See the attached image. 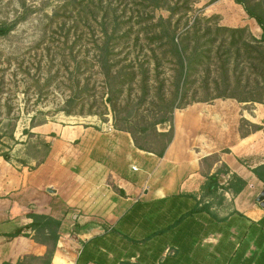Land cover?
I'll return each instance as SVG.
<instances>
[{
  "label": "crops",
  "instance_id": "obj_1",
  "mask_svg": "<svg viewBox=\"0 0 264 264\" xmlns=\"http://www.w3.org/2000/svg\"><path fill=\"white\" fill-rule=\"evenodd\" d=\"M238 9L233 12L241 24H231L237 18L229 14L225 27L247 26V14ZM248 106L215 99L176 109L174 139L163 158L137 149L129 133L100 119L78 121L68 129L57 123L30 129V140L51 146L39 165L35 158L25 165L17 161L28 135H14L11 161L0 156V264L46 256L49 247L33 240L36 233L27 228L33 222L30 214L61 222L51 264H146L152 251L137 244L178 218L181 207L191 203L189 196L200 199L206 176L223 166L221 185L227 187L236 176L246 187L238 195L220 190L225 200L212 211L232 227L212 229L202 243L207 247L201 244L197 254L207 253L214 263L264 264V209L257 202L264 183L253 173L264 166V131L246 137L239 131L242 119L264 128V105ZM213 155L219 156L218 163H202ZM24 227L29 238H10ZM172 233L175 238L186 235ZM175 244L180 247L184 240ZM32 262L44 264L29 259L24 264Z\"/></svg>",
  "mask_w": 264,
  "mask_h": 264
},
{
  "label": "trees",
  "instance_id": "obj_2",
  "mask_svg": "<svg viewBox=\"0 0 264 264\" xmlns=\"http://www.w3.org/2000/svg\"><path fill=\"white\" fill-rule=\"evenodd\" d=\"M120 1L121 3L127 2L133 7L127 20L124 19L128 13L123 12L119 15L112 0H66L57 8L50 20L51 25L65 20H69L71 23L69 32L66 34L69 33L70 38V34L73 32L75 40L70 47L69 64L76 63L77 59L81 57L82 52L80 50L76 52L75 49L82 44L87 35L84 29L88 28L92 37H96L91 24H98L100 21L98 38L92 40L94 50L98 55L97 63L92 68H98L99 73L104 77L107 88L106 102L115 115V129L129 133L137 149L153 153L159 158L164 157L175 135L174 111L192 104H181V102L187 97L188 90L186 88L195 84L194 77L198 67L205 69L207 83L212 74L211 68L215 65L218 66L215 70L217 78L212 80V83L216 88H225V90L215 98L204 101L193 100V103L209 102L215 99H233L239 103L264 104V0H235V3L242 6L249 18L254 19L258 24L261 30L259 37H255L248 27L232 28L220 26L217 23L212 24L220 19V15H213L209 18L196 16L193 21L188 20V15L193 11L190 6L191 0H176L174 3L171 0ZM218 1L220 0H211L209 5ZM158 10L167 11L169 17L157 18ZM13 28V25L1 26L0 36L9 35ZM165 62L174 65L171 71L176 92L170 104L167 105L166 100L162 98L157 116H154V120L150 122L146 118H141L138 121L126 118L123 120L126 126L118 124L116 116L118 96L124 93L125 88H132L139 84L142 88L140 101L141 104H144L150 97L149 88L153 82L160 85L161 88L164 87L165 80H161L160 75ZM82 63H85L84 58L78 62V67L75 68L77 77L82 75L80 70L83 67ZM251 78L254 80L252 81ZM240 88L245 89L239 91ZM248 88H260V96L254 97L247 91ZM103 109V113L91 112L90 115L99 116L102 120L108 107L104 106ZM71 113V110L65 111L67 116L72 115ZM44 124L46 123L35 124L32 120L31 129ZM165 124L169 125V129L158 132L157 127ZM244 127H249L250 130L242 133ZM259 130L264 131V128L245 119L241 120L239 131L242 137ZM148 132H152L155 143H161L158 148L149 146L152 140L148 138ZM24 134L32 137L30 130H25ZM3 139V134H0V145ZM11 140L16 141L14 134L11 135ZM43 145L47 152L38 165L45 160L51 149L49 144L43 143ZM11 150L12 148L9 147L7 152L0 153V156L7 162L12 159ZM219 161V156L213 155L204 158L202 163L212 167ZM224 168L225 166L215 174L206 176L200 199L189 196L191 203L181 207L178 218L155 231L146 240L162 236L169 231L172 233L178 230L181 233L187 230L185 233L196 231L202 244L209 237L212 229L231 228L232 226L226 225L227 218H219L213 213V203L210 200L220 198V201L223 202L225 197L219 194L220 190L238 195L245 189L246 183L234 176V181L227 187L221 185V175L226 172ZM253 173L264 183V166L255 168ZM30 218L33 222L27 228L35 231L36 235L33 240L46 245L49 250L43 259L25 257L18 264H24V261L28 259L30 261L41 260L44 264H51L60 238L61 222L37 214H30ZM262 228L264 229V220ZM24 229L25 227L21 228L20 232L11 234L10 238L21 235L29 238L30 235L23 234ZM179 239L182 237L175 238L177 241ZM132 241L136 243L138 240L132 238ZM199 255L202 258L197 259L196 263L199 262L198 264L203 263L208 257L207 253H199ZM200 259L202 261H199ZM210 264L224 263L210 262Z\"/></svg>",
  "mask_w": 264,
  "mask_h": 264
},
{
  "label": "rangeland",
  "instance_id": "obj_3",
  "mask_svg": "<svg viewBox=\"0 0 264 264\" xmlns=\"http://www.w3.org/2000/svg\"><path fill=\"white\" fill-rule=\"evenodd\" d=\"M65 1L0 0V27L3 25H13L14 27L9 35L0 36V134L4 136L0 145V153L7 152L11 145L17 143L11 140L12 134L24 139V131L31 129L32 120L35 124L57 123L68 129L69 126H73L78 121L101 120L99 116L90 114L91 112L103 113V107L106 106L108 111L101 121L103 123L112 122L115 125V115L106 102L107 88L104 77L99 73L98 68H92L98 60L92 40L98 38L100 21L98 24H91L96 37H92L88 28L84 29L87 35L82 44L75 49L76 52L79 50L82 52L81 57L77 59L76 63L69 64L70 47L75 40L73 32H71L70 38L69 33L66 34L69 32L71 23L69 20H65L51 25L50 20L57 8ZM112 1L119 15L123 12L128 13L124 19L127 20L133 9L131 4L121 3L120 0ZM171 1L174 3L176 0ZM210 1L191 0L190 6L193 11L188 15V20L193 21L196 16L209 18L220 14V19L217 22H212V24L217 23L224 26L223 21L225 22L231 17L229 14H235L237 20L231 24L234 26L241 24L238 13L233 11L235 9L241 12L242 9L238 8L242 6H238L235 0H222L223 2L220 0L209 5ZM161 16L168 18L169 13L165 10H158L156 17ZM243 16L247 22L246 27L255 37H259L261 30L256 21L249 18L248 15ZM78 33L80 34V31ZM83 58L85 63H82L83 67L80 69L82 75L77 77L75 68L78 67V62H81ZM217 67L215 65L211 68L212 74L207 83L205 69L198 67L194 77L195 84L186 88L188 90L187 97L181 104L193 103V100L212 99L225 90V88H216L212 83V80L217 78L215 71ZM173 68L174 65L164 63L160 79L165 80V85L161 88L160 85L153 82L149 88L150 97L144 104H141L140 101L142 88L139 84L124 89V93L118 96L116 100L118 124L126 126L123 121L126 118H131L132 121L146 118L150 122L154 120V116H157L162 98L166 100L167 105L170 104L176 92L172 78L173 72L171 71ZM251 80L253 81L254 78ZM244 89L240 88L239 91ZM259 89L248 88L247 91L254 97H259ZM177 103L179 102L177 101ZM256 104L259 107L264 105ZM251 106H248V109ZM69 110H71L72 115L67 116L65 111ZM168 129L169 125L167 124L157 127L158 132H164ZM249 130V127H244L242 133ZM30 138L28 136L27 145L20 147L17 152L21 156L17 161L23 165L33 158L42 160L47 152L42 142L36 139L30 140ZM148 138L152 140L150 147L158 148L161 145V143L153 141L152 132H148ZM220 200V198H214L211 202L216 206ZM223 206L224 204H222ZM217 209L221 210L219 206ZM221 212L225 213L222 210ZM168 233L170 231L161 237H155L150 242L148 240L136 242L141 249L150 248L152 251L146 264H198L196 263V256L201 245L200 236L193 232L185 233L186 235L182 238L184 244L179 247L175 244L176 240L173 233ZM202 247L207 246L202 244ZM166 248L168 250L165 253L163 249ZM214 255L219 256V254ZM210 260L211 257H206L200 264H210ZM32 264H37V262H32Z\"/></svg>",
  "mask_w": 264,
  "mask_h": 264
},
{
  "label": "water",
  "instance_id": "obj_4",
  "mask_svg": "<svg viewBox=\"0 0 264 264\" xmlns=\"http://www.w3.org/2000/svg\"><path fill=\"white\" fill-rule=\"evenodd\" d=\"M257 202L260 204V206L264 209V190L261 192V194L257 198Z\"/></svg>",
  "mask_w": 264,
  "mask_h": 264
},
{
  "label": "built area",
  "instance_id": "obj_5",
  "mask_svg": "<svg viewBox=\"0 0 264 264\" xmlns=\"http://www.w3.org/2000/svg\"><path fill=\"white\" fill-rule=\"evenodd\" d=\"M134 170H136V169L134 168Z\"/></svg>",
  "mask_w": 264,
  "mask_h": 264
}]
</instances>
